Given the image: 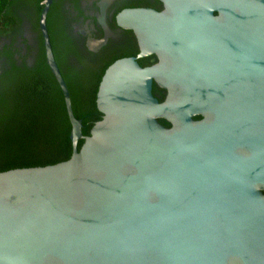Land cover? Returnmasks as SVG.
<instances>
[{
	"label": "water",
	"instance_id": "obj_1",
	"mask_svg": "<svg viewBox=\"0 0 264 264\" xmlns=\"http://www.w3.org/2000/svg\"><path fill=\"white\" fill-rule=\"evenodd\" d=\"M158 1L112 17L138 53L105 69L87 136L41 2L72 153L0 172V264H264V0Z\"/></svg>",
	"mask_w": 264,
	"mask_h": 264
},
{
	"label": "trees",
	"instance_id": "obj_2",
	"mask_svg": "<svg viewBox=\"0 0 264 264\" xmlns=\"http://www.w3.org/2000/svg\"><path fill=\"white\" fill-rule=\"evenodd\" d=\"M43 0H0V35L21 24L19 13L29 17L37 34L38 51L32 65L18 63L6 50L0 66V172L14 168L36 167L67 160L72 153L69 138L71 126L66 114L62 92L45 58L38 20ZM150 6L161 10L153 0L130 2L115 9L113 16L124 8ZM112 16V17H113ZM111 28L116 29L113 19ZM46 27L52 52L67 86L71 108L81 121L82 134L89 135L91 127L102 117L96 107V93L105 69L115 60L136 56L138 50L131 31L122 30L125 42L104 50L100 56H84L78 41L71 35L66 10L60 1L52 0L46 17ZM147 66L148 58H138ZM152 94L159 102L165 93L153 85ZM194 119H200L199 116ZM164 127L170 124L163 119ZM82 140L78 142L79 149Z\"/></svg>",
	"mask_w": 264,
	"mask_h": 264
},
{
	"label": "flooded vegetation",
	"instance_id": "obj_3",
	"mask_svg": "<svg viewBox=\"0 0 264 264\" xmlns=\"http://www.w3.org/2000/svg\"><path fill=\"white\" fill-rule=\"evenodd\" d=\"M56 1H60L62 7L66 10V19L69 24L70 33L78 41V47L81 53L84 56H88L89 54L96 55L97 58L104 50L120 45L127 39L119 28L113 29L109 25V21L112 19L115 9L132 1L144 0ZM147 1L149 3L153 2V0ZM141 7L151 8L150 6ZM19 16L22 20L21 24L17 27H13L9 32L0 35V66L6 59L5 47L6 50L12 52L13 58L18 63H21L23 60L28 66L32 65L38 51L37 34L29 17L22 12L19 13ZM102 38H106V43L102 47L96 48L93 41ZM147 58L149 63L147 66L157 62L154 55L148 56ZM153 85L156 86L153 83L152 87ZM162 91L165 93L164 90Z\"/></svg>",
	"mask_w": 264,
	"mask_h": 264
}]
</instances>
